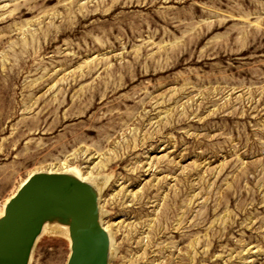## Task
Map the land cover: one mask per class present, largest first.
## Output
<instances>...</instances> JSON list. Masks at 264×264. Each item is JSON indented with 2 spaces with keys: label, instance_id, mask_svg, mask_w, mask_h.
<instances>
[{
  "label": "rangeland",
  "instance_id": "obj_1",
  "mask_svg": "<svg viewBox=\"0 0 264 264\" xmlns=\"http://www.w3.org/2000/svg\"><path fill=\"white\" fill-rule=\"evenodd\" d=\"M71 168L110 264H264V0H0V209Z\"/></svg>",
  "mask_w": 264,
  "mask_h": 264
},
{
  "label": "water",
  "instance_id": "obj_2",
  "mask_svg": "<svg viewBox=\"0 0 264 264\" xmlns=\"http://www.w3.org/2000/svg\"><path fill=\"white\" fill-rule=\"evenodd\" d=\"M101 189L69 172H36L9 198L0 216V264H30L44 227L64 228L66 264H110L112 239L102 223Z\"/></svg>",
  "mask_w": 264,
  "mask_h": 264
},
{
  "label": "bare ground",
  "instance_id": "obj_3",
  "mask_svg": "<svg viewBox=\"0 0 264 264\" xmlns=\"http://www.w3.org/2000/svg\"><path fill=\"white\" fill-rule=\"evenodd\" d=\"M48 172H54V171H48ZM58 172H69V173H73V174L77 175L79 178H81L83 180L89 179L91 182H95L99 186V188L101 190L104 187V181L103 180H100V179H97V178H94V177L84 176L83 174H81L80 171H78V169H75V168H71V169H67V170H62V171H58ZM27 178L21 183V185L27 180ZM8 200L9 199H7L5 201V203L3 204V208L0 209V216L4 213V207H5V204H6V202ZM44 235H48V236H60V237L64 238L69 243V245H70V239L68 237V231H67V229L45 226L44 227V230H43V232L41 234V236H44ZM111 239H112V237H111Z\"/></svg>",
  "mask_w": 264,
  "mask_h": 264
}]
</instances>
